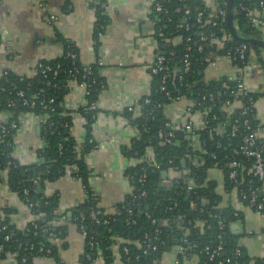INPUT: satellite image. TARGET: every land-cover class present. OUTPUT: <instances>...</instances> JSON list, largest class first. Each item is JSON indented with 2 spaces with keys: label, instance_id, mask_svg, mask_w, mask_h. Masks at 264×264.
<instances>
[{
  "label": "trees",
  "instance_id": "16d2710c",
  "mask_svg": "<svg viewBox=\"0 0 264 264\" xmlns=\"http://www.w3.org/2000/svg\"><path fill=\"white\" fill-rule=\"evenodd\" d=\"M219 1L226 4L228 2V0ZM162 2L168 11L167 14L159 13L153 8L151 18L155 21L159 51L168 52L172 49L175 52L174 59L170 63V68L174 69V75L166 82L164 91H160V75L152 76L148 94L150 102L144 103L146 95L139 101L141 115L133 117V110H130L129 107L125 109V115L140 130V136L134 139L129 146L122 148L123 154L139 159V157L145 156L148 151L152 159L150 162L147 160L137 161L134 166L125 170V175L133 187L132 192L126 195L123 201L116 204L112 214L98 206L97 197L88 185L90 169L87 166L85 155L95 147V142L90 136V129L95 120L92 115H96L98 110L85 113L82 106L79 108L87 121L86 138L79 145L68 132L71 124L70 117L61 113V101L66 93L67 81L71 79V74L74 73L77 80L80 81L88 67V64H82L79 61L75 45L60 37L57 32L55 33L63 44L62 55L59 58L42 60L39 63L42 66L49 65L52 69L59 65L56 75L51 70L44 76L41 73V67L38 66L35 76L31 78L9 71L2 74L0 78V110L10 112L9 120L17 122L18 115L23 112H34L47 116H45L42 127L44 145L37 151L40 160V176L34 178L33 167L21 165L12 156L13 133L16 129L9 130L5 141L0 143V172L6 171L9 186L22 199L24 198L23 188L28 189V198L33 202V207L30 209L32 214L38 216L43 213V216L36 220L37 228H31L29 233L10 224L8 218L3 219L0 224H7V228L0 231V239L4 246V252L0 256L16 252L18 253L16 260L20 263V257L27 254L24 264H34V257L46 252L38 251L39 247L43 246L45 250H49L46 255L53 258L54 264H66L60 259L56 246L49 240L50 238L64 239L66 235V227L63 224L54 223L59 217L55 212L57 196L37 194L35 185L39 181H53L63 175L66 168L71 167V174L83 183L85 197L71 208L70 220L77 228L79 223L84 225L87 234L92 235L98 244V247L92 252V256L97 257L99 250L106 264L113 262L114 256L111 250L113 246L118 247L120 258L123 260L128 256L131 259V264H161V254L167 250V243L175 239L179 240V244L184 247V255L186 257L196 255L200 264H219L226 258H229V262L224 264H264V258L249 256L246 249L238 243L239 235L231 231L230 224L238 220L241 214L232 207H219L220 197L215 192L214 181L206 179L207 170L218 167L223 171L224 186L227 190L233 187L239 191L245 189L244 182L247 179H251L254 187H264V182L248 174V169L254 163L253 157L242 155L240 152L234 153V150H238L241 145L242 136L246 130L242 126L243 117L240 115V108L234 105L231 110L226 105V100L231 95L229 91L224 92L220 87L221 81L226 77L222 76L215 80H204L203 77L206 61L214 55L223 54V48L213 45L205 47L203 51L192 48L186 52L184 40L178 41L174 45L171 41L177 35H182L183 38L188 36L191 41H197L199 30H203L207 34L212 31L216 32L221 44L227 45L230 40L222 38L219 25L211 27L205 24L204 20L208 18L211 9L207 8L201 0H163ZM237 2L238 0H233L232 7L233 24L236 31L247 38L260 37V31L251 28L246 22L244 13L238 11ZM91 7L95 14L94 38L98 40L105 25L109 22V17L106 14V2L105 0H92ZM177 8L178 11H176ZM185 8L189 9V14L184 13ZM197 9L203 11L201 23L196 22ZM184 22L189 25L187 30ZM221 28L225 35L230 34L226 20ZM233 43L240 42L233 39ZM247 45L250 50L264 52L254 44L247 43ZM67 51L75 53V60L65 57ZM249 51L246 53V62ZM185 53L190 63L188 72H183L181 61ZM100 66L91 65L92 75L86 77V80L92 78L95 80L87 96L89 102L97 101L99 91L105 86L104 80L99 75ZM262 68L264 71V64H262ZM179 76H181V80ZM47 81L50 85L46 84ZM40 88H43L42 93L38 92ZM18 90H23L24 98L33 97V100L37 102L34 108L22 105L21 100L13 104ZM166 91H169L170 94L180 92L184 99L194 102L192 110L205 112V124L196 131L204 151L193 149L189 135L181 129L173 130L174 136L171 138V143H163L162 138L158 137L160 130L164 132L170 130L165 126L168 120L162 114L164 104L169 103L165 95ZM210 93L214 94V101H210L207 97L202 107L196 105L203 95L207 96ZM253 96L255 99L257 98L256 93ZM49 98H53L49 108L39 105L40 101H47ZM51 107L53 110H50ZM245 117L250 119L251 127L259 122L255 118V109L247 112ZM234 124L237 128L233 133L232 126ZM256 146L262 147L263 145L257 140ZM182 160H185V166L182 165ZM233 160L241 165L230 167L229 163ZM151 163L159 165V168H153ZM234 168L237 170V175L234 180H231L229 172ZM144 169L147 176L143 183H139L138 178ZM164 170L167 173L175 171L180 175L172 178L166 185L161 179V172ZM184 170L187 172L184 173ZM189 185L191 188L188 189ZM141 190L145 191V196L136 199V203H142L138 206L132 200L133 196ZM258 197L264 199V193L259 192ZM127 207L131 208V215L127 214ZM91 210L96 213V218L90 216ZM8 211L5 208V213ZM151 218H155V224L151 223ZM220 219L224 224L222 229L218 225ZM155 228L161 230L159 238L163 244H158L156 251L143 254V246L139 245L144 235H151ZM10 230H13L15 235L8 241H3L2 237ZM219 234L222 235L223 240L222 251L219 256L209 260L208 254L203 249L207 245L214 248L218 243ZM85 245L86 241L84 240V250ZM124 247L128 249L126 254L123 251ZM236 249H239L240 254L235 258L234 251ZM83 256L79 263L90 264ZM136 256H138L137 260H135Z\"/></svg>",
  "mask_w": 264,
  "mask_h": 264
},
{
  "label": "crops",
  "instance_id": "0c3cea01",
  "mask_svg": "<svg viewBox=\"0 0 264 264\" xmlns=\"http://www.w3.org/2000/svg\"><path fill=\"white\" fill-rule=\"evenodd\" d=\"M213 9L216 0H201ZM44 2L46 6L40 5ZM92 0H0V78L4 71L16 75L34 77L42 60L59 58L63 44L56 32L71 41L82 64L101 59L99 75L105 86L97 95V115L91 124L90 136L95 147L85 155L90 169L88 185L97 197L98 206L112 214L115 206L132 192V184L125 170L137 163L135 157L123 154L122 148L139 138L140 130L125 115L132 107L133 117L138 116L140 99L149 94L152 76L149 64L159 52L155 21L151 18L154 0H105L109 22L98 40L94 38L95 14ZM51 16L53 17L51 19ZM172 44L176 43L173 38ZM213 64L206 66L204 80H215L225 75L237 76V68L224 54L212 56ZM264 52L249 51L248 62L240 76L257 94L255 118L264 122ZM66 93L61 101L62 114L71 120L68 132L79 145L86 138V119L79 111L85 101V91L72 80L67 81ZM187 99L164 104L162 114L171 124L191 121L195 130L203 127L201 114L188 112ZM11 114L0 110V124L9 120ZM45 118L34 112H23L17 117L13 133L12 156L21 165L39 170L37 151L44 145L42 127ZM39 128L37 133L36 128ZM191 144L200 148V138L191 135ZM264 146V130L258 135ZM150 155V152L147 151ZM72 168L53 181H39L43 195L57 196L56 219L66 227L64 239H49L57 248L60 259L66 264H77L84 251V239L70 220L71 208L85 197L81 180L71 174ZM187 170H184L186 173ZM180 175L168 172L163 183ZM38 177V175H37ZM207 180H213L219 195L218 206L232 207L241 217L230 224L233 233L239 235L238 243L251 257L264 258V214L241 202L237 190H227L224 174L218 167L207 170ZM5 208L9 211L5 213ZM0 217L8 218L10 224L22 229L32 218L29 208L19 194L7 182L6 171L0 172ZM56 224V223H55ZM64 244V246H63ZM175 247L161 254V264H174ZM115 263L123 264L118 247L111 248ZM34 264H54L46 254L36 256ZM0 264H20L8 255L0 256ZM94 264H106L98 257ZM180 264H200L196 255L184 257Z\"/></svg>",
  "mask_w": 264,
  "mask_h": 264
},
{
  "label": "built area",
  "instance_id": "2783aa9c",
  "mask_svg": "<svg viewBox=\"0 0 264 264\" xmlns=\"http://www.w3.org/2000/svg\"><path fill=\"white\" fill-rule=\"evenodd\" d=\"M163 0H154L153 3V8L155 11L162 13V14H167V9L165 8V6L163 5ZM40 5L46 6V4L44 2H41ZM226 3L216 0V4L215 7L213 9L210 10L209 14H208V18H206V20H204L205 24L207 26H217L219 25L221 31L220 33H222V38H224V40H230L229 43H227V45H225L224 43L221 44V41L218 40V36H216V32H210L209 34H207L205 31L203 30H199L197 32V41H191L190 37H185L183 38L182 35H177L176 37V43L177 44L178 41H182L184 40L185 44H184V50L187 52L192 48H196V50L198 51H203L205 47L208 46H213L216 45L218 48H223V54L229 59V61L237 68V76H231V75H225V79L221 81L220 87L221 89L226 92L229 91L231 97L228 98L226 100V105L229 107V109L232 110V108H234V105H237L240 108V115L243 117L242 119V126L245 128L246 133L242 136V143L239 146L238 150H234V153H238L240 152L242 155L245 156H252L253 157V165L248 169V174H250L253 178L264 182V146L262 147H257L256 146V141L258 140V135L261 131L264 130V122H258L255 126L251 127L250 126V119L246 118L245 115L247 114V112H251L254 108H255V103H256V99L254 98L253 94L255 93L248 85L247 83L240 77L242 75V71L245 68V66L247 65L246 62V53L250 50L249 46L247 45L246 42H240L237 44L233 43V37L230 34L225 35L224 34V30H222L221 26H223L224 20H226L225 16H226ZM237 9L238 11L244 13L245 19L247 24L255 29V30H259L260 31V38L264 40V0H238L237 2ZM179 9L177 8L176 11H178ZM189 9L185 8L184 13L185 14H189ZM53 17L51 16V19ZM203 19V11L202 10H198L196 12V22L201 23ZM169 20V19H168ZM158 21H160V19H158ZM185 24V22H184ZM235 27V26H234ZM189 28L188 24H185V29L187 30ZM173 44V45H174ZM175 56V52L171 49L168 52H164V51H159L158 53H156V55L154 56L153 60L151 61V63L149 64V73L151 76L154 75H160V91H164L165 90V85L166 82L169 81L173 75H174V69L170 68V63L171 61H173ZM65 57H70L71 59L75 60V53L71 52V51H67L65 53ZM182 64H183V72H188L189 71V67H190V63L188 61V57L187 54H184V57L181 59ZM215 61L214 58L208 59L206 61V66L213 64ZM101 65V59L96 56L93 60V62L88 64V67L86 68V74H84L82 76V80L78 81L75 74L72 73L71 74V79L72 81L76 82L77 85H79L80 87H82L85 91V101L82 105V109L85 113H90L93 110H98L97 107V101H91L89 102L87 99V96L90 93V88L91 86L95 83L94 78H92L91 80H86L87 75H92V71H91V65ZM38 67H41V73L44 74V76H46V73L51 71L53 72L54 75H56L57 71H58V67L59 65H57L54 69H52L49 65H45L42 66L41 63L38 64ZM71 72V71H70ZM6 71L3 72V74H5ZM179 79L181 80V76H179ZM47 85H50L49 81H47L46 83ZM39 93L43 92V88H40L38 90ZM166 98L169 102H174V101H179L180 99H182V95L180 92H176L174 94H170L169 91H166L165 93ZM208 97V99L210 101H214L215 96L214 94L210 93L207 96L203 95L198 102H196V105L199 107H202L204 104V100ZM21 100V104L24 106H30L32 108L35 107L36 105V101L33 100V97L31 98H24V92L23 90H18L16 92V98L13 100V104L16 103V101ZM46 102V103H44ZM53 102V98H49L47 101H40L39 105H42L43 108H49V104H52ZM149 97L148 94L145 96L144 99V103H149ZM194 105V102L189 103V105L187 106V111L188 112H198L199 114H201L202 116V120H203V124H205L204 121V115L205 112L204 111H200V110H192V106ZM130 110H133V108L130 106L129 107ZM50 110H53V107L50 108ZM97 115V114H96ZM96 115H92L93 117L96 118ZM141 115V111L139 108V112H138V116ZM45 116H47L46 114L43 115V117L45 118ZM165 126L167 128H169V131H162L160 130L158 132V137L162 138V142L163 143H171V138L174 136V132L173 130H177V129H181L184 130L185 132H187V134L189 135V138L191 137V135H195L197 134L196 131L193 128V124L191 121H186L183 124H179V125H173L171 124L169 121L165 123ZM204 126V125H203ZM17 128V122L14 120H7L6 122H3L0 124V143L5 141V138L7 137V134L9 132V130H13ZM236 124H234L232 126V132L234 133L236 130ZM232 133V134H233ZM193 149H195L193 147ZM200 150H203V145L200 141V148H198ZM204 151V150H203ZM152 157L146 153L145 156H141L139 157V159H137L138 161H151ZM9 163V162H8ZM151 165L153 166V168L158 169L159 165L157 164H153L151 163ZM230 167H238L239 165H241V163L236 162L235 160H233L232 162L229 163ZM237 175V170L231 169L229 172V178L231 180H234V178ZM146 171L145 169L143 170V172L140 174L139 178H138V182L139 183H143L145 178H146ZM246 188L245 189H241L240 191L236 188L233 187L237 190V195L238 198L241 202H243L244 204H246L247 206L251 207L253 210L257 211V212H261L264 214V199H259L258 197V193H264V187L262 186L261 188L258 187H254L252 184L251 179H247L244 182ZM188 189L191 188V185H189L187 187ZM22 194H23V201L25 202L26 206L29 208V211L31 209V207H33V202L28 198V189L26 187L23 188L22 190ZM145 196V191L141 190L138 194L133 196V203L140 206L142 203L138 202L136 203V199L140 198V197H144ZM126 212L128 215H131V208L127 207L126 208ZM148 215V214H147ZM31 220L28 222L29 225H25L22 230L25 231V233H29L31 228L36 229L38 226L37 223V219L43 216V213L35 216L34 214L31 213ZM90 216L92 218H96V213L91 210L90 211ZM150 216V215H148ZM4 217H0V223L3 221ZM106 222V221H104ZM156 220L155 218H151V223L155 224ZM56 224H58L57 222H54ZM133 223V221H132ZM218 225L219 228H223L224 224L222 222V220H218ZM7 228V224H0V231L5 230ZM78 231L80 232V234L82 235L83 239L86 241V248L83 252V257L88 260L90 262V264H94L96 262V259L98 257H101V254L98 250V256L97 257H93L92 256V252L95 251V249L98 247L97 242L93 239L92 235H88L84 225L82 223H79L78 225ZM161 233V230L159 228H155L152 232L151 235L145 234L141 244L139 245L140 247L143 246V254H148L152 251H156L158 249V244H163V241L159 238V235ZM15 235V232L13 230H10L8 233H6L3 237L2 240L3 241H8L11 237H13ZM218 243L214 248H210L208 245L204 247V251L208 254V258L209 260L214 259L216 256H219L221 251H222V235L219 234L218 237ZM51 241V240H50ZM31 248V246H30ZM39 252H44L46 251L44 254H48L49 250L48 249H44L43 246H40L38 249ZM124 253L126 254L128 249L124 247L123 249ZM4 252V246L1 242L0 239V254H2ZM240 254L239 249H236L234 251V257H238ZM8 255H10L11 257L14 258L15 262H17L16 260V256L18 255V253L16 252H12V253H8ZM119 255V259L123 264H131V259L126 256L123 260L120 258V254L118 252ZM186 257L184 255V247L181 246L180 244L176 245L175 247V259H174V264H180L181 260ZM138 256L135 257V260H137ZM21 262L20 264H24V261L27 259V254H23L21 257ZM116 260L113 259V263H115ZM229 262V258H226L224 260H221L219 262V264H224ZM18 263V262H17ZM77 264H81V263H77ZM237 264V263H236Z\"/></svg>",
  "mask_w": 264,
  "mask_h": 264
},
{
  "label": "water",
  "instance_id": "95a60500",
  "mask_svg": "<svg viewBox=\"0 0 264 264\" xmlns=\"http://www.w3.org/2000/svg\"><path fill=\"white\" fill-rule=\"evenodd\" d=\"M232 7H233V0H228L227 5H226V23H227V27L229 30L230 35L237 40L238 42H246V43H251L254 44L258 47H260L261 49L264 50V40L261 39L260 37H244L240 34H238V32L236 31L234 24H233V17H232ZM39 128L37 127V133L39 132ZM182 165L185 166V160H182ZM41 175V171L40 170H35L33 169V177H37ZM167 175V171H162L161 172V178H165ZM35 192L37 194H40L42 192V188H41V184L40 183H36L35 185ZM147 208V207H146ZM179 240L175 239L173 241H169L167 243V251H171V247L173 245H178L179 244Z\"/></svg>",
  "mask_w": 264,
  "mask_h": 264
}]
</instances>
